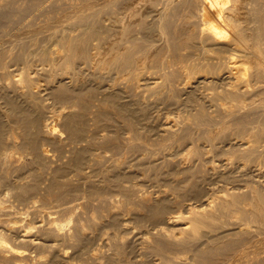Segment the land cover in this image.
<instances>
[{
    "label": "rangeland",
    "instance_id": "obj_1",
    "mask_svg": "<svg viewBox=\"0 0 264 264\" xmlns=\"http://www.w3.org/2000/svg\"><path fill=\"white\" fill-rule=\"evenodd\" d=\"M7 1L9 3L3 4L4 14L0 20V118L3 120L0 122L2 125L6 123L5 127L2 126L0 136V234L15 248L25 250L28 256L24 254L22 259L23 256L17 255V258L12 252H0V264H14L20 258L24 260L21 261L22 264H264V213L261 215L263 217L257 218L255 214L249 215L248 212L252 211V206L247 205L250 199L246 206L241 204L245 208L242 210L248 211L245 214L240 208L234 214H221L214 221L201 226L196 233L183 229L181 219L170 223L167 221L168 216L179 212L186 214V209L192 203L193 206L205 205L208 200L213 199L215 205L217 198H221L227 189L234 188L230 192L240 193L246 198L256 193L262 194L261 196L264 194V155L256 154L257 158H254L256 155L247 156L245 145L243 146V137L246 136L242 135L244 129L237 128L234 124L225 129L213 127V121L221 118L224 111L217 105L218 102L208 88L215 84L214 81H225L224 70L221 77L216 74L208 77L206 74V78L190 79L187 88L179 84L164 90L160 86L163 73L174 71L175 74L172 75L177 77L178 83L185 79V75L177 71V66L174 67V63L167 68L163 66L165 69L162 65L159 68L160 63L153 64L154 67L151 62L136 64L137 67L134 66V70L132 68L128 73L117 64L101 66L92 64L85 58L75 59L69 72L63 73L61 69L52 68L50 58L55 56L52 47L60 45L68 35L77 36L84 28L89 29V26H95L99 30L90 40V45L96 43L108 31V26L106 30L104 27L109 14L113 10L115 14L119 8L120 11L123 3L130 0ZM94 11L97 13L94 14ZM176 14L170 19L171 29L169 28L166 36L170 37L172 34L171 42L177 45L180 43V46L181 43H189L180 36L183 35V30L189 28L190 24L187 26L186 20L195 25L197 19H186L181 10ZM80 15L86 17L82 24L84 26L78 24ZM192 24L189 29L194 27ZM177 36L183 41H178ZM156 39V43L150 39L152 41H145V45L153 43L151 46L157 47L161 41ZM142 42L144 44V40ZM191 48L185 52L179 51L184 52L183 54L194 52ZM223 65L210 66V70L221 69ZM22 70L29 71L31 82L15 84L14 79L22 74ZM134 71L140 72L138 77L135 76L137 78L133 76ZM18 73L20 74L16 77L15 74ZM63 86L69 90L65 100L50 98L52 88L55 91L65 88ZM168 89L172 93L165 99ZM198 89L201 90L200 93ZM191 90L197 91L193 95L194 102L188 101L190 105L186 101V105L184 99ZM208 92L211 100H214L211 101L214 106L208 101ZM12 100L16 102L15 104L13 101L16 109L18 106L17 114L9 109ZM63 105L72 106L58 116L57 112ZM261 106L260 110L257 105L248 106L242 112L245 114L240 113L246 116L244 118L248 122L242 120L243 116L240 114L239 119L250 123L253 121L252 117L254 121L261 117L262 121L264 107L262 106V110ZM126 108L128 111L123 112ZM130 108L135 110L131 113L134 115L133 122L128 114ZM200 115H203L202 118ZM21 116L32 117V123L25 126ZM166 116L170 117L168 121ZM10 119L19 122L12 121L16 122L13 124ZM200 119L202 120L199 121ZM46 122L55 123L56 131L53 134L45 133L43 124ZM261 126L257 129L262 128ZM263 128L258 130L257 136L262 145ZM189 145L198 146L196 149L197 152L199 150L200 157L195 158L194 162L181 164L179 157L186 150L181 151L184 147H190ZM44 149L47 154L43 153ZM200 168L202 173H198ZM194 171H197V175ZM173 173L174 175H170ZM190 173L196 175L195 179H191ZM200 176L202 180H199ZM209 176H216L213 178L223 184H218ZM203 179L215 184H207L210 182ZM110 180H114L115 184ZM193 184L202 189L198 188L195 192ZM251 188L255 191L250 192ZM172 189L173 192L170 191ZM162 204L165 207L163 206L161 218L152 220L151 208ZM51 217H56L62 224L65 222L63 228L58 229L54 224L52 226Z\"/></svg>",
    "mask_w": 264,
    "mask_h": 264
},
{
    "label": "bare ground",
    "instance_id": "obj_2",
    "mask_svg": "<svg viewBox=\"0 0 264 264\" xmlns=\"http://www.w3.org/2000/svg\"><path fill=\"white\" fill-rule=\"evenodd\" d=\"M4 2H8V1L7 0L6 1L0 0V20H1V17H3V14H4L3 13V7L5 6V5L3 6ZM124 3H123V6L119 5V7L121 6V10L120 11H119L120 8L117 7V8H119L117 10V12L115 11L116 13L114 14V10H113L112 11L113 13H110L109 14V17L106 18L107 24L106 25L104 24L106 26L104 28L106 30L107 29V26H108V31H106V35L105 36H103V37H101L99 39L96 38V39H98V40H96L97 41L96 43L90 45L91 44L90 43L91 42L90 40L92 39L93 36H95V33L97 31H99V30L95 26H93V27L89 26L90 27L89 29H86L85 30V28H84L83 30H81V32L77 36L76 35L75 36H71V35L66 36L67 38L66 39L64 38L63 41L61 43H59L60 45H58V46H54L53 45L54 47H52V49H53L52 52L55 53V56L53 58H50V61H51V64H52V68L61 69L63 71V73H68L69 70L72 68V66L74 64L75 59H85V58H88L89 61H90V63H92V64H100L101 66H103V65L117 64L118 66L122 67L125 71H128V73H129V71H131V69L134 66H136V64H139L140 65V64H143V63H146V62H151L152 63L151 65L153 66V64L160 63V67L159 68H162L163 66H166V68H167L169 66H172L173 65L172 63H174V64H176V65H174V67L177 66L176 67L178 69L177 71H180V73H182V74L185 75V77H184L185 79L184 80L182 79L183 80L182 81L183 83L182 82L181 83H178L179 81L176 80L177 77L175 78V76H173L175 74V73H173L174 71L173 72L171 71L172 73H170V71H169V73H167V74L166 73L164 74L163 72H161V73H163V75H162V77H163V80L162 81L163 82H162V85L160 83L159 84H160V86H162L163 90L166 87L167 88H172L173 87L172 85L175 86V85H179V84H181V85L183 84L182 86L186 87L187 86V83L190 81V79H192V78L195 79L196 77L206 78V76L209 77L210 75H215V74H216V76H220L221 72H223L222 70H224V74L226 76V78H224L225 81H220V80L219 81H214V79H213V81L215 82V84H213V85L211 84L212 85V86L210 85L211 88L210 87L208 88L205 85V88H208V90L210 89L212 91L211 93H212V95L214 97V100L218 102L217 105H219L221 107V109H223V111H224V113L223 112L221 113L222 114V117L221 118H219L215 122L213 121L214 126L212 124L211 125L213 127H222V128L225 129L228 126H230L231 124H234V125H236L237 128H240V129L242 128V130L244 129V131H246V133L244 131H242V135L245 134L246 136L244 135L245 137H243V138H245V142H244L243 146L245 145L244 150H245V152L247 151L246 152L247 156L248 155L249 156H251V155L252 156L253 155L255 156L256 154L257 155H264V145L259 144V140L257 138V136H258V130H261L264 127L263 126L264 125V121H263L264 119L261 121V117H258V119L259 118L260 119L254 121V117H252L253 121H251L250 123H247L248 122V119H245L244 118L246 116H243V115L240 114L245 109L247 110V107L248 106L251 107L252 105H255V106L257 105V107H259L260 105H262L264 107V0H132V1L130 0V1L126 2L125 4ZM6 7H8V6H6ZM180 10H181V12L182 11L184 12L183 15H185V18L186 19L191 18V17H196L197 23L195 25H193L192 22L189 23V21L186 20L188 22L187 23V26L189 24L190 25L192 24L194 27L191 26L192 28L189 29L190 28V25H189V28L187 27L188 30H183L184 31L183 32V35L181 34L182 32L179 33V34H181L180 36H183V39L185 41H187V42L189 41V43H181V45L178 46L180 43L177 45V44H173V42H171L170 37H172V34H171L170 37H168L169 35L168 36H166V35L168 33V30L171 29V27H170V24H171L170 21H172V20H170V19H172L171 17L174 16ZM94 12H95L94 14L97 13V11H94ZM94 14L92 12V15L93 16H94ZM254 15H255V17H254ZM91 16H89V17H91ZM97 16L98 15H96V20L98 19ZM4 17H6V16L4 15ZM149 17H150V19H149ZM179 18H180V16H179ZM181 18H183V17H181ZM85 19H86V17H84V15H80L79 16V22H78V24L81 25V26H84L85 24L84 25H82V24L84 23ZM93 19H94V17H93ZM93 19L91 18V20H93ZM3 20H4V18H3ZM104 21H105V19H104ZM4 22H5V20L3 21V23ZM95 24H96V22H95ZM96 26H98V25H96ZM184 26L186 28V25H184ZM181 30L182 29L180 28V31ZM104 31H102V32H104ZM171 33H172V31H171ZM0 34H1V32H0ZM180 36H177L176 37V38H178V41L181 40V39H179ZM174 37L172 38L173 40L175 39ZM156 38H158V39H156ZM60 39H61V37H60ZM150 39H152V40L156 39L159 42L161 41L160 42V45H158L159 43L157 44L158 45L157 46L158 48L155 47V46L152 47L151 45H154L153 43H151V45H145L147 43V41H149ZM142 40H144V44H143ZM152 40H150V42ZM145 41H146V43H145ZM181 41H183V40H181ZM154 43H156L155 40H154ZM188 47L189 48L192 47L194 49V52H186L185 54H183L186 49H189ZM177 50L178 51L179 50H182L184 52L181 53L179 51L180 52L179 53V52H177ZM222 63L224 65H223V67L221 69L214 68V69L210 70V68L211 67H214V65H219L220 64L219 67H221V64ZM139 65H138V68H139ZM161 65H162V67H161ZM163 68L165 69V67H163ZM133 70H134V68H133ZM135 70H136V68H135ZM28 72H27V70H26V72H24L22 70V74L21 75H19L20 73L15 74L16 77L19 75L17 78L14 79L15 84L16 83L17 84H22V83H26V82L27 83L31 82V77L28 74ZM139 73H137V72L134 71L133 76L134 77L135 76L138 77L139 76ZM178 73H177V75H179ZM206 74H208V75H206ZM137 77H135V78H137ZM157 79H159V78H157ZM218 79H220V78H218ZM159 80L161 81V79H159ZM136 81H138V79ZM202 81H201V83H202ZM205 82H208V81H205ZM206 84H208V83H206ZM194 85L197 86V84H194ZM137 86H138V84H137ZM170 86H172V87H170ZM63 87H65V86H63ZM200 89H201V87H200ZM200 89H198L199 90L198 93H200V91H201ZM170 90L171 89L166 90L167 92L164 91L166 93V97L164 96L165 99H168L169 98L168 96H170V94L172 93V91H170ZM196 92L197 91H194V90L189 91L186 94L184 101L185 102L186 101L187 102L188 101L190 102L193 99L194 93H196ZM156 93H157V91H156ZM49 94L52 96L50 98H53L54 97L55 100L63 101L69 95V90L65 87V88H58V89H56L54 91V89L52 88L51 89V92ZM208 94H209L208 97H210V99L208 101L211 102L213 99L211 100V96H210V93L209 92H208ZM203 95H205V93H203ZM205 97L208 99V97L206 95H205ZM8 98L9 97H7V100L6 101H8ZM194 98H195V96H194ZM206 98H203V99L205 100ZM199 99L201 100V98H199ZM160 100L163 103L162 98ZM193 100H192V102H194ZM13 101L14 100H12L11 101L12 103L9 104V106H10L9 109H10L11 112H14L15 114H17L16 111H18V106H17V109H16V106H15L16 102L14 101V103H15L14 104ZM181 102H182V100H181ZM187 102H186V105H187ZM189 102H188V104H190ZM211 103H212V106H214L213 105V102H211ZM258 104H259V106H258ZM20 105H19V107H20ZM181 105H182V103H181ZM71 106L72 105H66V106L63 105L60 108V110L57 112V115L60 116L61 114L65 113L66 111H68V108H71ZM182 106H181V108H182ZM219 106H217V108ZM262 106H261V108L263 110V107ZM124 107H127V106H124ZM121 108L123 109V107H119V109H121ZM203 108H204V106H203ZM209 108L211 109V107H209ZM254 108H255V110H257L256 107H254ZM254 108H253V110H254ZM19 109H21V108H19ZM126 109L123 112H127L128 109L127 110ZM189 109H192V107L189 108ZM207 109H206V111H207ZM193 110H195V109H193ZM259 110H260V107H259ZM132 111H135V110L134 109L133 110L131 109L130 113L128 112V114H129L130 120L133 119V120H131L133 122L134 121V118H132V117H134V115L132 116V114H131ZM185 111H187V109ZM214 112H216V111L214 110ZM252 112L254 113L255 111H252ZM210 113H212V112H210ZM22 114H23V112H22ZM54 114L56 115V113H54ZM134 114H136V113H134ZM239 114L241 115V117L243 116V119L242 120L245 119L247 122H242V120L239 119V117H240ZM242 114H245V113H242ZM205 115H206V113H205ZM214 115H215V113H214ZM28 116H25V117L21 116V117H23L22 123L25 124V126H27V127L32 123V117L27 118ZM200 116L202 118L203 115H200ZM218 116H219V114H218ZM7 117H9V116H7ZM125 117H127V116H125ZM125 117H123V118H125ZM135 117H136V115H135ZM25 118H27V119L25 120ZM169 118H170L169 116H166L167 121L169 120ZM195 119H197V117ZM205 119H204V122H207L208 120L205 121ZM201 120L202 119H200L199 121H201ZM250 120L251 119L249 118V121ZM0 121H1V118H0ZM10 121L11 122L12 121H18L19 122V120H15V119H12V120L10 119ZM23 121H25V123ZM129 121H127V122L129 123ZM1 122H3V120ZM1 122H0V136H1L2 131H3L2 130V126H4L6 124V123H4L2 125ZM53 122H49V123L46 122V123L43 124L44 128L46 129L45 130V133H47V134H53L56 131L55 130L56 129L55 123H53ZM8 123H9V121H8ZM12 123L13 124H16V122L15 123L12 122ZM192 123L193 122H191V124ZM204 125H206V123ZM170 126H168V127H170ZM260 126L262 128L257 129ZM199 129H201V128H199ZM210 131H212V130H210ZM223 133H221L222 136H223ZM232 133H233V131H232ZM238 133H240V132H238ZM183 134H185V133H183ZM260 134H261V132H260ZM4 135H5V133H4ZM186 135H188V134L186 133ZM194 135H195V133H194ZM182 136H184V135H182ZM235 136H236V134H235ZM169 137H170V135H169ZM200 137H201V135H200ZM170 138L172 139V137H170ZM179 138L182 139L183 137L182 138L179 137ZM184 138H187V137L184 136ZM184 138H183V140H184ZM166 139H168V138L166 137ZM196 139L198 140L197 137H196ZM183 140H181V141H183ZM263 140H264V137H263ZM217 142H219V141H217ZM197 147H194V145L193 146H190V147H187V149H184L185 148L184 147L181 152H183V150H186V151L183 152V153H181V155L179 154L181 156V157H179L180 160H178V161H180L179 163H181V164H183V163L184 164H188V163L194 162V159L195 158L198 159L200 156H198L199 155L198 154L199 150L197 152V149H196ZM259 147H262V149L259 150L260 149ZM198 149H201V148H198ZM175 150H177V149L175 148ZM42 151H43V153H46L47 154V152H46L47 150L45 151V149H44ZM241 151H243V150L241 149ZM241 151H240V153H241ZM178 153H180V151ZM257 155L254 158H257ZM244 156H246V155H244ZM80 157H79V159H80ZM82 158H83V156H82ZM117 158H119V157H117ZM263 158H264V156H263ZM115 162H116V160H115ZM263 166H264V163H263ZM175 167H176V165H175ZM209 167H211V166H209ZM260 167H262V166H260ZM187 168H190V167H187ZM181 170H183V169H181ZM192 170H193V168H192ZM208 170H206V172L209 173ZM172 172H173V170H172ZM196 172H195V174L197 175ZM199 172L202 173L201 168H200V170H198V173ZM206 172L204 173V176H205ZM166 173L167 172H165V174ZM182 173H184V172H182ZM187 173H188V170H187ZM201 173H200V175H201ZM214 174H217V173H214ZM232 174H230V175H232ZM170 175H174V173L173 174H170ZM175 175H177V174H175ZM188 175L189 174H187V176ZM196 175H194V176L196 177ZM190 176H192L191 179L194 178L193 173ZM204 176H202V177L204 178ZM209 177H211V176H209ZM213 177H216V176H213ZM213 177H211V178H213ZM183 178H184V176H183ZM234 178H235V176H234ZM171 179H173V178H171ZM218 179H220V177ZM117 180H119V179H117ZM199 180H202L201 179V176H200V179ZM204 180H208V179H203V181ZM212 180H215V179L213 178ZM228 180H226V181H228ZM110 181H112V180H110ZM216 181H217L218 184L219 183H222V182H219L217 179L215 180V182ZM220 181H222V178L220 179ZM125 182H126V180H125ZM229 182H231V181H229ZM204 183H206V182H204ZM207 184H210L211 185V184H215V183L210 182V183H207ZM179 185H181V184H179ZM193 187H194L193 190L195 192H197V189L198 188H201L202 189V187H195V185ZM179 188H181V186H179ZM204 188H205V186H204ZM173 189H174V187H173ZM173 189L170 190V191L173 192ZM182 190H185V189L183 188ZM232 190H230V189L224 190V194H223L224 196L222 195L221 198H219V199L217 198L216 204L214 202L215 205H213V199L208 200L205 205L199 204V205H194L193 206L192 205L193 203H192L191 204L192 206L189 205V207L186 209V214H182L181 212H179L176 215L168 216L167 217V221H168V223H170V222L178 221V219H181L183 221V225H184V228L183 229H185V230H187L189 232H192V233H196L201 226H205L209 222L214 221L215 219H217V217H220L219 215H221V214L222 215L223 214H227V213L228 214H231L235 210L238 212V208H240V210L243 211L245 209L243 207L246 206L248 199H250V200H248L250 202L247 205H251L252 206V211L251 212H248L247 210H245V212L243 211L242 213L245 214L246 212H248L249 215H251V216L252 215L254 216V214H255L256 218H257V216H261L262 213H264V194H263V196H261L262 194H257L255 192L256 195L253 194V195H251V197L246 198V197L240 195V193L238 195V194H235L233 192H230ZM178 191H179V189H178ZM186 191H185V193H186ZM189 191L192 192V190H189ZM199 191H202V190H199ZM251 191H255V190L252 189V190H250V192ZM180 193H182V192H180ZM186 195H187V193H186ZM183 196H185V195L182 194V197ZM186 197L189 198L188 196H186ZM204 197H205V195H204ZM193 198H195V197H193ZM200 198H202V197H200ZM164 199H166V198H164ZM144 200H145V198H144ZM194 200H196V199H194ZM241 204L242 205L245 204V205L244 206H241ZM163 206L165 207V205H163V204L162 205H157L153 209L150 207L151 210H153L152 211L153 213L151 212L152 213V217H151L152 220L153 219L158 220V219L161 218V215L163 214V211H164V207ZM207 206H211V208H209V207L207 208ZM239 206H241V207H239ZM251 206H250V208H251ZM240 210H239V212H240ZM247 214H246V216L248 217ZM261 217H263V216H261ZM48 222H50V221H48ZM51 223H52V226L54 224L55 227L58 228V229H62L63 226H64V224H65V222H64V224H62V222L60 223L59 220L56 219V217H54L53 219L51 217ZM25 232H27V231H25ZM34 239H37V238H34ZM40 239H42V238H40ZM21 249H18V248H15L14 246H12L11 243H9L6 239H4V237H2L1 234H0V252L1 253L2 252L5 253L6 251L8 253L12 252V255L15 253L16 255H14V256H16L18 258V256H23L26 253L25 250H23V249L21 250ZM25 255H27V254H25ZM22 259H24V256H23ZM22 259L20 258V260H18V259H17V261L15 260V263L14 264H22L21 261H24ZM6 260H8V259H6ZM11 261H12V259H11ZM28 264H29V262H28Z\"/></svg>",
    "mask_w": 264,
    "mask_h": 264
}]
</instances>
